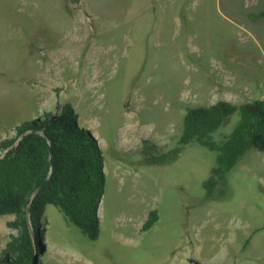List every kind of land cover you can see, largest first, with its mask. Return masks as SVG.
<instances>
[{"label": "rangeland", "instance_id": "1", "mask_svg": "<svg viewBox=\"0 0 264 264\" xmlns=\"http://www.w3.org/2000/svg\"><path fill=\"white\" fill-rule=\"evenodd\" d=\"M263 98L264 0H0V141L66 106L103 152L98 239L46 206L45 264H264V153L241 158L220 201L204 198V147L141 162L142 141L176 143L186 107Z\"/></svg>", "mask_w": 264, "mask_h": 264}, {"label": "trees", "instance_id": "2", "mask_svg": "<svg viewBox=\"0 0 264 264\" xmlns=\"http://www.w3.org/2000/svg\"><path fill=\"white\" fill-rule=\"evenodd\" d=\"M58 109L22 122L27 126L13 127L14 136L0 141V216L12 217L6 226L16 232L0 251V264H45L46 206L55 207L90 241L98 239V209L105 190L103 152L70 108ZM234 115L238 119L231 131L215 138ZM190 143L214 152L202 188L205 200L220 201L227 194V175L241 158L249 150L264 153V98L186 107L176 143L166 147L142 141L141 162L168 165ZM157 221V211L150 210L140 231Z\"/></svg>", "mask_w": 264, "mask_h": 264}, {"label": "crops", "instance_id": "3", "mask_svg": "<svg viewBox=\"0 0 264 264\" xmlns=\"http://www.w3.org/2000/svg\"><path fill=\"white\" fill-rule=\"evenodd\" d=\"M97 141V140H96ZM45 247H46V245H45ZM46 251H47V249H46ZM59 264V263H58Z\"/></svg>", "mask_w": 264, "mask_h": 264}, {"label": "bare ground", "instance_id": "4", "mask_svg": "<svg viewBox=\"0 0 264 264\" xmlns=\"http://www.w3.org/2000/svg\"><path fill=\"white\" fill-rule=\"evenodd\" d=\"M49 264V263H48Z\"/></svg>", "mask_w": 264, "mask_h": 264}]
</instances>
